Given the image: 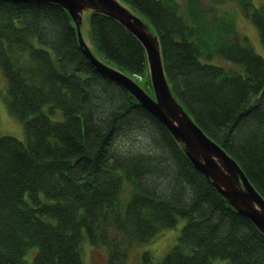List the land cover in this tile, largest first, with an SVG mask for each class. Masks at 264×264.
Wrapping results in <instances>:
<instances>
[{
  "label": "trees",
  "instance_id": "16d2710c",
  "mask_svg": "<svg viewBox=\"0 0 264 264\" xmlns=\"http://www.w3.org/2000/svg\"><path fill=\"white\" fill-rule=\"evenodd\" d=\"M120 1L157 34L178 102L264 197V58L228 6L264 45V0ZM88 27L112 66L146 75L145 51L122 25L92 12ZM0 71L25 131L0 135V264H83L84 239L105 249L106 264H122L178 216L177 240L155 264H264V234L121 84L94 70L64 8L0 0Z\"/></svg>",
  "mask_w": 264,
  "mask_h": 264
},
{
  "label": "water",
  "instance_id": "95a60500",
  "mask_svg": "<svg viewBox=\"0 0 264 264\" xmlns=\"http://www.w3.org/2000/svg\"><path fill=\"white\" fill-rule=\"evenodd\" d=\"M51 2L64 8L72 18L78 45L95 71L121 84L166 128L180 145L193 167L208 179L215 190L240 215L264 234V197L257 192L237 162L213 141L193 120L174 96L166 79L157 34L132 9L120 0H17ZM84 11L101 13L122 25L145 51L153 95L122 71L97 58L81 33Z\"/></svg>",
  "mask_w": 264,
  "mask_h": 264
},
{
  "label": "rangeland",
  "instance_id": "374dc122",
  "mask_svg": "<svg viewBox=\"0 0 264 264\" xmlns=\"http://www.w3.org/2000/svg\"><path fill=\"white\" fill-rule=\"evenodd\" d=\"M263 0H253L255 6ZM229 8L234 11L235 24L237 30L247 37L250 45L254 51L264 58V45L260 41L257 28L250 19L242 15L239 6L230 1ZM82 36L89 46L94 51V54L107 65L111 63L97 53L94 43L91 40L88 27V11H84L82 14L81 22ZM147 79H146V77ZM141 75L137 81L139 85L149 94H152V88L150 85L149 73L146 70V75ZM6 97L5 78L0 71V135H12L20 140L25 139V131L23 124L8 111L4 98ZM177 222L174 227H168L161 229L148 241L135 243L128 249L127 257L122 264H138L141 261L142 253L147 252L151 255V259L147 264H155L161 259L164 253L176 242L177 236L180 233L181 227L185 223V218L178 216ZM35 248L27 251L25 258L30 261L33 257ZM81 258L83 264H106L107 254L103 247H97L90 245L85 239L81 245ZM217 264H225L226 262L219 260L215 261Z\"/></svg>",
  "mask_w": 264,
  "mask_h": 264
}]
</instances>
